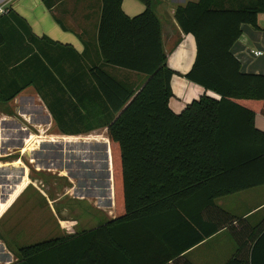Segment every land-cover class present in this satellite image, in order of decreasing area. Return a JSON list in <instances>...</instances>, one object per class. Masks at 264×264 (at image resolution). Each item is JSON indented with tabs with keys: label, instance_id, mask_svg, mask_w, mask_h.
<instances>
[{
	"label": "trees",
	"instance_id": "1",
	"mask_svg": "<svg viewBox=\"0 0 264 264\" xmlns=\"http://www.w3.org/2000/svg\"><path fill=\"white\" fill-rule=\"evenodd\" d=\"M123 1L101 0L98 63L87 65L86 54L68 48L74 55L71 65L88 67L83 73L89 80L86 97H55L48 103L63 135L107 129L116 218L90 232L21 245L16 264H134L139 249L128 240H137L136 231L171 225L170 219L182 220L194 233L189 242L173 247V255L227 227L238 244L227 264H243L240 226L247 222L216 203L264 185V132L255 125L256 114L264 116V76L244 73L232 52L243 25L261 29L264 0H199L176 10L180 28L196 43L195 63L185 77L215 94L194 101L181 114L170 107L174 71L168 67L161 25L151 10L153 0H139L147 8L134 18L124 13ZM43 2L53 8L56 0ZM42 42L58 47L47 37H36L12 10L0 16V103L13 101L29 87L48 102L42 91L52 86L48 78L62 95L67 93L58 80L62 70L39 50ZM107 67L146 79L134 86L111 75ZM81 107L105 113L107 119L78 120L81 114L72 112ZM193 205L199 209L191 213ZM211 209L216 215L203 224L196 216ZM252 259L255 264L254 254Z\"/></svg>",
	"mask_w": 264,
	"mask_h": 264
},
{
	"label": "crops",
	"instance_id": "2",
	"mask_svg": "<svg viewBox=\"0 0 264 264\" xmlns=\"http://www.w3.org/2000/svg\"><path fill=\"white\" fill-rule=\"evenodd\" d=\"M198 1L199 0H153L151 4V10L154 12L161 25L162 42L167 56L168 67L174 71V76L172 78V91L174 97L170 101V107L176 114H181L190 104L205 95L215 96L213 92H207L204 88L190 82L185 77L195 63L196 43L193 36L187 35L182 31L176 20L175 14L179 7H185L189 3H197ZM1 6L9 8L23 18L31 27L36 37H47L58 45V47H52L43 42L39 43L40 52L44 53L45 56L53 62L55 68L62 70L61 73L63 77L58 76V80L67 91L66 94L62 95L60 88L54 85V81L51 78H48L52 86L45 87V92L47 93L42 90L43 94L47 96V99L50 100L55 97L68 99L69 97L72 98L76 96L82 99L86 97L83 93H85L89 86V80H87L86 75H83V73L86 74L88 67L86 66L87 68H83V66L75 67L71 65L74 55H71L72 53L68 48H73L80 55L86 54V60H88L87 65L99 62L100 57L96 49V41L102 8L101 0H56L53 8H48L43 0H0V7ZM146 8V5L139 0H124L122 4V9L129 18H134L142 14L145 12ZM59 21L63 23L65 28L61 26ZM259 25L261 27L260 30L250 25H243L242 36L233 46L232 52L241 62L242 71L244 73L264 76V15L260 16ZM36 51L37 48L35 47V52ZM254 52H262V55L255 56ZM106 70L117 79L133 84L134 86H140L146 79L144 76L125 70L113 69L111 67H107ZM34 73H36V69H34ZM30 89L36 90L34 87H29L25 91ZM34 96L42 100V108L48 122H55L48 108L49 102L44 101L37 90ZM24 97L27 96L22 94L18 95L14 100L15 104ZM73 113L81 114L76 115L80 116L75 117L78 118V120L103 121L107 119L105 113L102 114L96 111L90 113L83 107H81L80 111L72 112V114ZM23 117L33 124L37 132H40L41 129L37 125L42 124H34V120L30 115L23 114ZM66 120H69V118H66ZM3 121L11 122L13 120L7 118L3 119ZM255 125L257 129L264 132V116L256 114ZM100 131L106 135L110 143L107 129H100ZM62 135V133L60 135L53 134L45 138L56 139L49 141V145L55 144L57 139H59L60 144L63 145L66 137ZM27 138L43 137L30 134ZM103 144L107 145L106 143ZM21 152L31 158L32 163L35 162L39 165L35 157H33L35 152H39L36 146H34L33 149L23 148ZM108 152L107 188L101 186V182L95 179H89L86 184H83L82 190H80L82 183L79 184L71 178L72 180H69L70 186L65 188V193L58 197L59 194L55 195L50 189L44 188L43 183L40 184L44 190L42 188L38 189L37 186L29 185L18 198L13 201V204H6L10 199L6 203H0V211L2 208L4 210V213L1 214V217H3L0 222L12 213L15 205L31 187L36 188L37 191L39 190L46 198L47 203L49 202L52 218L59 225L58 232L60 235L66 236L78 232H90L105 226L109 221L115 220L116 211L111 149H109ZM18 159L21 160V158ZM46 171L47 172H41L51 173L54 174V176L56 173H60L61 176L65 177L69 175V171L67 172L65 169L55 170L49 168L46 169ZM76 193L79 196L77 198ZM68 199L70 201L79 200V204L82 205L85 203L89 204L88 206L94 212L96 211V214L99 213L103 216L100 222L101 224L89 228L86 226L83 231H80V229L79 231H75L74 225H70L71 221L69 217H67L68 209L63 208L62 205H57ZM216 205L230 215L244 219L247 222L246 227L245 225L240 226L241 260H243V264H252L253 254L255 255V264H264V185L221 198L217 201ZM89 207H84V209L88 212ZM184 207L187 210L190 208L188 205H184ZM191 208V213L197 212L199 209L198 206L194 205L191 206ZM88 215L89 220L94 218V216L90 215V212ZM213 215L216 214L211 209L208 212H202L200 217H196L202 218L203 224H206L209 222L210 217L211 219L213 218ZM12 218H14V215L10 217V219ZM80 221V218L75 221L76 226L77 224L78 226L80 225ZM62 223L65 224L62 225ZM169 223L171 225L154 228L150 231H136L137 234H139V236L136 237L137 240H128L130 246H133L134 249H139L135 252L134 264H227L237 254L238 244L228 228L225 227L216 234L206 238L203 242L192 246L182 254L173 255L175 253V248L173 247L189 242V240L193 238L194 233L189 227L183 224L182 220L172 221L170 219ZM88 225H92V223ZM249 238L252 240L247 242ZM143 242L148 245H143ZM6 243L7 242L0 236V250H6L5 254L9 256L7 258V264L18 263L19 259L10 252V248ZM142 247L143 249H140ZM170 255H172V258H169Z\"/></svg>",
	"mask_w": 264,
	"mask_h": 264
},
{
	"label": "rangeland",
	"instance_id": "3",
	"mask_svg": "<svg viewBox=\"0 0 264 264\" xmlns=\"http://www.w3.org/2000/svg\"><path fill=\"white\" fill-rule=\"evenodd\" d=\"M21 94L27 97L18 101L17 104L14 101L16 98L8 103H0V163H2L0 164V203H6L10 199L6 204H13V201L29 185L37 186L38 189L42 188L43 190L46 187L55 195L59 194L58 197H60L65 193V188L70 186L71 178L79 184L82 183L80 190L89 179H95L102 183L101 186L107 188L108 151L112 145L108 142L106 135L100 129L91 132L92 134L89 133L90 135L82 134L74 137L62 135L66 137L65 139L61 137L65 140L63 145L60 144L59 139L55 144L49 145V141L56 139H46L45 137L61 134L56 123L48 122L42 108V100L34 96L36 90L30 89ZM23 114L32 116L34 124H42L37 125L41 129H39L40 132H37L33 124L23 117ZM7 118L13 121H3ZM79 127L82 128V125ZM30 134L43 138H27ZM34 146L39 152H35L33 157L39 165L35 162L32 163L31 158L21 152L23 148L33 149ZM49 168L65 169L67 172L69 171V175L65 177L56 173L54 176L51 173L41 172H47L46 169ZM40 183L44 184V188ZM77 197L79 196L76 193ZM57 205L68 209L67 217L71 221L70 225H74L75 231H79V229L83 231L86 226L88 228L97 226L103 219L102 215L96 214V211L94 212L88 206L89 204L85 203V206L79 204V200L70 201L68 199ZM84 207H89L88 212ZM89 212L94 216L90 220ZM2 213H4L3 208L0 211V220L3 217H1ZM13 215L14 218L10 219ZM52 217L49 202L47 203L46 198L39 190L31 187L15 205L12 213L0 222V236L7 242L10 252L19 259L18 247L21 244L33 245L62 236L58 232L59 225ZM79 218L80 225L76 226L75 221ZM91 223L92 225H88ZM64 224L62 223V225ZM5 251L0 250V264L8 262L9 256L5 254Z\"/></svg>",
	"mask_w": 264,
	"mask_h": 264
},
{
	"label": "built area",
	"instance_id": "4",
	"mask_svg": "<svg viewBox=\"0 0 264 264\" xmlns=\"http://www.w3.org/2000/svg\"><path fill=\"white\" fill-rule=\"evenodd\" d=\"M9 13V8L1 6L0 7V16L7 15ZM255 56H261L262 52H254Z\"/></svg>",
	"mask_w": 264,
	"mask_h": 264
}]
</instances>
